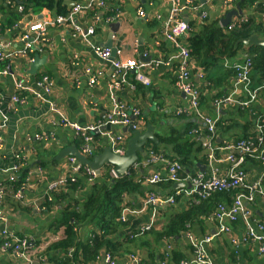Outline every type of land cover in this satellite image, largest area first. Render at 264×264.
<instances>
[{
  "label": "crops",
  "instance_id": "obj_1",
  "mask_svg": "<svg viewBox=\"0 0 264 264\" xmlns=\"http://www.w3.org/2000/svg\"><path fill=\"white\" fill-rule=\"evenodd\" d=\"M24 1L0 0V50L13 54L0 64V187H4L5 191L9 190L5 183H10L13 177L18 178L22 168L28 170L23 187L17 190L16 194L10 192L4 205L0 204V212L7 219L6 225L0 224V264H60L57 260L62 256L60 250L49 254V247L65 237L64 230L56 232L52 226L59 218L60 205L56 204L55 208L50 210L46 207L45 200L54 201L49 200V185L68 177L70 160L73 157H58L70 147H76L82 155L93 159L94 156L102 154L106 147L113 151L110 139L120 137L123 140L119 145L126 150L131 134H126L119 128L105 126L101 133L87 134L93 138L89 144L83 134L61 123V117L53 110V106L70 124L82 128L96 127L107 120L112 110V95L116 96L128 112H140L142 132L152 126L158 140L165 139L173 131L182 133L191 127L188 137L196 141L203 151L196 161L199 169L195 176L188 175L181 179L180 182L185 186L173 189L174 194L170 193L171 190L164 189L161 183L144 184L146 177L156 173L162 174V177L167 176L165 161L136 167L133 180L141 184V189L123 198L124 207L120 220L126 227L121 230L119 237L125 236L129 241L124 246V251L116 253L115 264H136L133 258H138L140 264H177L175 255L180 256L178 264H197L195 243L209 237L213 239L204 249L211 264H263L261 243L245 239L247 228L242 216H237L235 221L229 218L220 220L217 216L219 207L231 210L236 197L232 204L219 202L210 217H202L201 222L188 226L180 236L165 238L160 242L155 241L154 234H145L140 236V239L134 238L149 225H152V229L161 231L167 222L164 218L165 212L179 213L204 200L196 193L188 195L193 190L192 178L200 175L208 178L215 169L220 174L229 173L227 153L216 152V160H210L205 144L217 148L236 142L235 139L243 135L241 127L247 124L249 114L259 115V119L246 132L249 135L247 140L254 142L255 148L261 144L260 138H264V131L260 129L264 128V89L259 92L257 99L245 108L237 104L221 107L217 105L221 98L230 94L240 101L249 100V94L238 84L233 68L235 64H244L249 59L252 62V74L253 59L249 53L240 50L235 57L211 64L207 68L200 67L194 59L191 60L190 83L199 92V115L191 108L190 98L179 88V50L167 37V31L178 25L172 21L175 6L170 1L103 0L104 7L95 5L84 10L76 18L77 24L83 30H95L90 38H82L67 24L49 26L39 41L35 40L37 33H31L29 43L34 40L35 43L29 49L22 38L30 26L47 20L53 21L59 16H67L77 6H88V2L53 0L67 10L66 15H59L58 6L40 11L26 10ZM69 2L73 3L72 6H68ZM190 2L198 6L199 10L188 9L180 13L177 20L187 26L196 21L201 32L203 23L208 21L218 22L223 29L246 23L250 18L264 25V13L258 12L255 7L242 9L241 0H179V5L182 7ZM229 12H237V15L224 27L222 22ZM202 13L207 15L206 19L200 18ZM112 26H116V32H113ZM189 31L187 37L190 35ZM186 36L183 37L182 43L191 50ZM253 36L264 42V33ZM110 40L112 48L116 50L115 61H136L146 66L138 71H126L125 81H121L113 66L114 60L105 61L97 54V51L106 49L105 46ZM240 43L245 49L258 47H246L242 40L235 47L238 48ZM36 56H39L42 64L33 74L31 72ZM207 61L214 63L212 60ZM138 72L149 80L148 85L137 79ZM45 77L52 85V92L47 96L42 86ZM116 80L120 82L119 86H115ZM263 85L264 81L256 85L252 80L250 87L256 89ZM37 94L43 96L45 101L39 100ZM15 97L19 100L15 101ZM182 109L188 110L190 114L180 113ZM239 110H249V113H244L243 116ZM204 118L218 119L219 122H225L234 128L225 133L217 129L212 134ZM236 123L240 126H235ZM87 146L89 154H85ZM162 148L167 152L160 153L164 159L173 161L172 156H169L171 147L162 145ZM145 151L147 156L141 157L140 163L146 164L152 152L146 149ZM105 167L106 165L100 169V174ZM243 167L248 185L258 182L261 184V191L255 193L254 202L245 201L244 207L251 212L250 221L253 227L264 237V230L259 228L264 226V160L259 157H247ZM112 171L114 172V167L111 170L113 176ZM77 177L78 180L86 181L87 187L75 192L73 196L83 200L89 195L91 185L99 180L97 177L94 182H90L83 175ZM239 191L246 192L243 188ZM150 194L174 196L176 201L165 208H155L146 205ZM50 197H54V193ZM125 210L130 212L123 221ZM222 226L228 231L221 233ZM4 229H7L12 237L4 238ZM94 230L96 228L91 225L77 233L80 241L83 244L92 242L94 236L90 233ZM132 240L135 242L130 243ZM4 242H26L31 247L26 259L17 257L12 249H4ZM74 251L72 249L68 254L70 258L73 257ZM109 254V251L101 250L95 263L107 264L105 259Z\"/></svg>",
  "mask_w": 264,
  "mask_h": 264
},
{
  "label": "trees",
  "instance_id": "obj_2",
  "mask_svg": "<svg viewBox=\"0 0 264 264\" xmlns=\"http://www.w3.org/2000/svg\"><path fill=\"white\" fill-rule=\"evenodd\" d=\"M24 3L26 10L40 11L44 8L54 9L58 6L59 11L57 10V12L59 15L67 14L66 8L61 7V4H56L53 0H25ZM257 3L259 4L256 5ZM240 6L242 9L255 7L258 12L264 13V0H241ZM203 24V32L200 31L196 21L189 25L191 28L189 31L190 35L186 37L191 48V58L200 67L207 68L211 64L224 62V59H231L240 50H244L253 59L252 80L256 85L262 84L264 81V49L260 47L245 49L241 43L236 48L235 45L241 40L251 38L255 34H259V36L263 34V23L250 18L246 23L227 27L226 29L221 28L218 22L208 21ZM206 59L212 60L214 63L208 62ZM239 111L240 115L243 114V116H245L244 113H249V110ZM248 118L247 124L241 127L243 135L235 139L236 142L249 139V135L246 132L257 123L259 115L249 114ZM260 121L263 123L261 119ZM235 126L240 125L236 123ZM233 128L221 121L217 125L218 131L224 133L231 131ZM190 129L191 127L182 133L173 131L165 139L158 138V144L148 143L145 147L148 152L162 155L160 154L161 152L167 154L166 149L162 148V145L164 147L170 146L171 154L169 156H172L173 161L179 162L184 167V171L180 173V179H185L188 175L195 176L199 169L196 161L199 160V156H202L203 153L197 142L188 137ZM256 147L259 150L264 149V141ZM101 151L103 150L101 149ZM247 157L249 158V156ZM111 170L112 167L106 165L102 170L101 179L91 185L89 195L83 200L73 196L75 192L87 187L86 181L82 179H79L76 183H70L64 189L55 192L53 202L48 201V199L45 200V205L50 210L55 208L56 204L60 205L58 210L59 218L52 226L56 232L64 230L65 237L49 247L50 255L59 250L62 252V256L57 259L60 264H94L103 249L109 251L114 259L117 257L116 253L119 254L120 251L125 250L124 246L129 240L125 239V236L119 237L121 230L126 227V224H123L120 220L121 211L124 207L123 198L141 189V184L133 180L136 173L134 169H130L129 174L121 178L113 177ZM27 172L26 168H22L21 171L19 170L18 178H15V181L5 183L6 187L10 189H6V198L2 200L1 205H4L5 199H7V195L10 192L16 194L17 190L23 187L27 179ZM164 181L161 182L163 188L171 190L170 193L174 194V183L168 178H165ZM239 192V189L221 192L213 191L206 199L198 202V204H192L186 210L179 213L165 212L164 218L167 222L161 231L158 232L155 229L145 230L136 234L134 238H139L145 234H154L155 241L160 242L165 238L180 236L187 230L188 226L201 222L202 217H210L215 212L219 202L226 201L228 204H232ZM91 225L96 228L90 233L94 238L92 242L83 244L77 233ZM133 242L135 241H130V243ZM72 249L75 251L73 252V257L70 258L68 254ZM179 261L180 256L175 255V262L178 264Z\"/></svg>",
  "mask_w": 264,
  "mask_h": 264
},
{
  "label": "built area",
  "instance_id": "obj_3",
  "mask_svg": "<svg viewBox=\"0 0 264 264\" xmlns=\"http://www.w3.org/2000/svg\"><path fill=\"white\" fill-rule=\"evenodd\" d=\"M88 2V6L81 7L77 6L74 10L67 16H59L53 21H45L43 23H37L30 26L29 31H27L24 36L23 40L27 43V48L29 49L35 43V40L39 41V38L46 33V30L49 26L55 25H70L76 33L84 39H88L94 35L95 30L90 28L89 30L85 31L81 28L79 24L76 22V18L80 13L84 10H87L95 5L99 7H104L103 0H86ZM174 4L173 8V16L172 21L177 22L178 25L173 28L172 30L167 31V37L171 40L179 50V54L177 59L180 62V76H179V88L180 90L186 94L190 98L191 108L195 110L199 115V92L194 88V86L190 83V76H191V50L186 47L182 43V38L187 35L189 31V26L185 23L180 22L177 20V16L186 11V10H199V7L194 5L193 2L185 6L179 5V0H167ZM228 1V0H227ZM207 15L202 13L200 18L206 19ZM1 28V23H0ZM31 33H37L36 39L29 43ZM21 54H25V52H20ZM97 54L100 58L105 61H110L112 57V52L110 49H102L97 51ZM13 54H6L3 50H0V64L1 62L5 61L6 59L12 57ZM113 66L117 70V76H119L121 81H125V72L128 70L136 69L137 71L144 68L145 64H139L136 61H128L123 62L119 60L113 61ZM235 70V75L237 78V82L240 86L244 87L245 90L249 94V100L244 102L237 100L233 97L232 94L221 98L217 105L220 107L223 105L228 104H237L238 106L245 108L253 101L257 99L259 92L264 89V85L252 89V80H251V69H252V62L251 60H247L244 64H235L233 66ZM2 72H0L1 74ZM6 73V72H4ZM137 79L145 84H149V80L140 72L137 73ZM120 82L116 80L115 86H119ZM42 86L45 91V95L50 94L52 92V85L48 78H43ZM18 88H21V85H18ZM37 98L39 100L45 101V98L40 94H37ZM15 101H18L19 98L15 97ZM53 110L58 113L61 117V123L67 127L73 128L77 133L83 134L85 136L86 142L89 144L93 141V138L88 136V133L99 132L101 133L102 128L105 126L108 127H132L133 130H138L139 127L142 125V121H140L141 114L139 111L128 112L124 106L119 102L115 95H112V110L107 117V120L100 126H90L82 128L76 124H70L67 119L53 106ZM180 113L183 114H190V112L186 109L180 110ZM204 121L209 129V131L213 134L217 131V125L219 120L218 119H210L204 118ZM261 131H264L263 127H260ZM261 143H263L264 138H260ZM123 140L122 137L120 138H111L110 144L114 153L119 155H125V148L122 145H119L120 141ZM205 147L209 151V159L216 160V152H226V161L230 164V170L228 174H220L217 169L213 170L210 177L205 178L204 176L194 177L191 180V184L193 186V190L188 193V195L196 193L201 199H206L211 192L213 191H229V190H236V189H245L246 192H239L236 196V200L234 206L231 210L227 211L223 207H219V212L217 214L220 220L224 218H229L231 220H236L237 216L241 215L247 228V234L245 239H251L253 241H258L261 243L260 251L264 254V237L259 235L255 228L253 227L250 216L251 212L249 209L244 207V202L247 201L249 203H253L255 200V193L261 191V184L260 182L254 184H247V174L243 167L245 163V159L247 156L249 157H259L264 160V149L259 150L255 148L254 142L251 140H240L237 142H232L230 144H226L224 146H220L217 148H213L210 144H205ZM90 151L88 146L85 148V154H89ZM151 158V159H150ZM147 159L146 164L154 165L157 162L165 161L167 163V176L162 177V174L156 173L153 176L146 177L144 182L146 185H157L164 181L165 178H168L172 182H180V173L183 171V166L176 161H168L164 159L163 155H156L152 152V156ZM78 175H83L89 179L90 182H94V180L100 175L96 170L91 169L86 165H82L76 159L72 158L70 160V171L67 178L61 179L58 182L51 183L49 185V200H53L54 197H50L52 193H55L61 189H64L70 183H76L78 181ZM114 175V172H113ZM115 177V176H114ZM11 181H15V178H11ZM19 196V194H18ZM5 198V190L4 187H0V204L2 200ZM176 198L174 196L170 197H162L155 194H150L146 200V205H151L155 208H165L174 204ZM129 210H125L122 215V220L125 221L126 214L129 213ZM0 224L6 225L7 219L5 216L0 212ZM260 230H264V226L261 225ZM152 229V225L143 228V231H148ZM228 231L225 226L221 227L220 232ZM4 238H10L12 235L9 234L7 229H4L2 232ZM213 237H209L204 241L195 243L196 249V263L197 264H211L210 260L207 257L206 251L204 246L212 241ZM4 249H12L14 254L17 257L26 259L27 252L30 250V246L24 242L23 244H16L12 242H4L3 243ZM136 264H140L138 258H133ZM107 264H115L114 258L109 254L106 256Z\"/></svg>",
  "mask_w": 264,
  "mask_h": 264
},
{
  "label": "water",
  "instance_id": "obj_4",
  "mask_svg": "<svg viewBox=\"0 0 264 264\" xmlns=\"http://www.w3.org/2000/svg\"><path fill=\"white\" fill-rule=\"evenodd\" d=\"M73 3L69 2L68 6H72ZM240 13L242 14L241 10L238 9ZM237 12H229L226 15V18L223 20V25L226 27L233 16H236ZM113 32H116V26H112ZM243 44L246 47L251 46H258L261 48H264V42L259 40L257 36H252L249 39L243 40ZM105 48H110L112 51V57L111 60H114L116 58V50L112 48V41L110 40L109 43L105 46ZM42 64V60L39 58V56H36L35 62L32 66V72L36 73L37 69ZM115 128L122 129L124 133L131 134V138L129 139L126 147V154L124 156L115 154L110 147H106L104 152L102 154L96 155L93 157V159H89L82 155L80 151L76 147H70L69 149L65 150L58 159L61 157L70 156L73 158H76L77 161L83 165H86L90 167L91 169L96 170L100 174V169L104 167L105 165H110L114 167V174L115 178H121L124 175H128L130 169L140 161V157L145 158L147 156V152L145 151L146 144L150 141L155 144H158L159 141L154 135V128L152 126H148L147 130L144 132L142 131H135L132 129V127H123V126H117ZM185 184L182 182H176L173 185V189H180L183 188Z\"/></svg>",
  "mask_w": 264,
  "mask_h": 264
},
{
  "label": "rangeland",
  "instance_id": "obj_5",
  "mask_svg": "<svg viewBox=\"0 0 264 264\" xmlns=\"http://www.w3.org/2000/svg\"><path fill=\"white\" fill-rule=\"evenodd\" d=\"M136 131H142L141 130V127H139V129L138 130H136ZM117 154V153H116ZM124 156V155H123ZM151 159V158H150ZM141 162V157H140V161L138 162V163H136L131 169H134V170H136V167H138V165H150V164H145L144 162H142V163H140ZM83 165V164H82ZM112 173H113V171H112ZM101 176H102V174H100L99 176H98V178H97V180H99V179H101ZM113 176H115V174L113 175ZM174 183V182H173ZM176 183V182H175ZM50 184V183H49ZM144 184H145V182H144Z\"/></svg>",
  "mask_w": 264,
  "mask_h": 264
}]
</instances>
